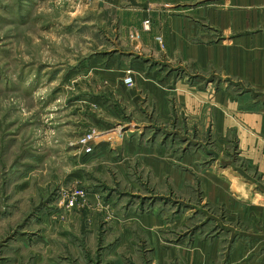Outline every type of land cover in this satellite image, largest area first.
Listing matches in <instances>:
<instances>
[{
    "label": "rangeland",
    "instance_id": "1",
    "mask_svg": "<svg viewBox=\"0 0 264 264\" xmlns=\"http://www.w3.org/2000/svg\"><path fill=\"white\" fill-rule=\"evenodd\" d=\"M116 2L0 0V264L115 263L118 213L133 203L164 223L182 220L172 233L206 217L182 200L194 187L182 197L176 184L179 173L201 182L186 156L203 154L196 169L215 161L212 127L202 132L176 96H151L148 78L161 84L152 71L164 63L151 56L133 70L150 53L121 32ZM235 145L225 151L234 156ZM150 161L167 170L155 174Z\"/></svg>",
    "mask_w": 264,
    "mask_h": 264
},
{
    "label": "crops",
    "instance_id": "2",
    "mask_svg": "<svg viewBox=\"0 0 264 264\" xmlns=\"http://www.w3.org/2000/svg\"><path fill=\"white\" fill-rule=\"evenodd\" d=\"M115 1L121 32L128 39L132 34V47L150 53L137 57L133 70L151 56L164 63L165 71H152L161 84L148 78L151 96H176L202 132L212 127L215 161L196 169L203 154L183 160L201 182L190 184L179 173L177 191L183 197L194 187L193 199L180 198L197 200L186 204L206 216L183 233L168 230L182 220L164 223L156 213H136L134 203L125 214L118 208V261L112 264H264V0ZM230 142L234 156L225 151ZM147 164L155 174L167 170L158 171L160 161Z\"/></svg>",
    "mask_w": 264,
    "mask_h": 264
},
{
    "label": "built area",
    "instance_id": "3",
    "mask_svg": "<svg viewBox=\"0 0 264 264\" xmlns=\"http://www.w3.org/2000/svg\"><path fill=\"white\" fill-rule=\"evenodd\" d=\"M145 26L148 28L149 26H150V21H146L145 23ZM125 84L126 85H128V86H131V85H133V79L131 78V77H127L126 79H125ZM91 152V150H88V153H90ZM85 195V193L84 192H82V191H80V192H74L73 194H72V197H69L68 198V204H67V206L70 208V207H73L74 206V201H75V199L76 198H79V197H83Z\"/></svg>",
    "mask_w": 264,
    "mask_h": 264
},
{
    "label": "bare ground",
    "instance_id": "4",
    "mask_svg": "<svg viewBox=\"0 0 264 264\" xmlns=\"http://www.w3.org/2000/svg\"><path fill=\"white\" fill-rule=\"evenodd\" d=\"M98 143L96 144H100V143H109V142H112L115 140L116 137H114V134H109V135H105V136H101V137H98Z\"/></svg>",
    "mask_w": 264,
    "mask_h": 264
}]
</instances>
